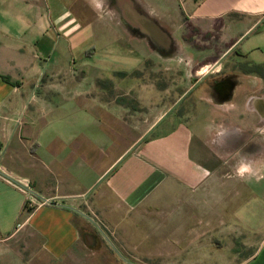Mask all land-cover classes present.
<instances>
[{
  "label": "crops",
  "instance_id": "crops-1",
  "mask_svg": "<svg viewBox=\"0 0 264 264\" xmlns=\"http://www.w3.org/2000/svg\"><path fill=\"white\" fill-rule=\"evenodd\" d=\"M175 2L180 51L209 58L211 71L227 54L232 66L264 65V0ZM126 6L139 13L136 0H0V242L27 232L59 259L88 243L91 229L132 226L158 206L165 237L217 252L223 237L244 235L257 246L237 264H264V98L227 110L200 77L178 96L182 111L123 143L130 107L120 89L132 82L100 90L94 79L103 74L87 80L98 34L133 23ZM78 61L87 72L79 78ZM81 79L90 85L73 91ZM235 132L253 141L231 142ZM242 163L249 171L230 172Z\"/></svg>",
  "mask_w": 264,
  "mask_h": 264
},
{
  "label": "rangeland",
  "instance_id": "rangeland-1",
  "mask_svg": "<svg viewBox=\"0 0 264 264\" xmlns=\"http://www.w3.org/2000/svg\"><path fill=\"white\" fill-rule=\"evenodd\" d=\"M136 1L139 4L140 15L136 23H130L129 26L122 23L115 24L113 30L100 32L98 34L100 42L95 47L96 53L88 59L93 60L94 65L89 69L91 76L89 75L87 81L93 80V75H104L103 78L94 79L100 90L110 89L112 86L110 83L114 80L132 82L131 85H123L120 89L122 94L128 92L121 100L130 107L129 111L123 114L126 122L124 125L126 129H123V143L139 137L143 131L157 122L161 115L168 112L175 113L176 110V113L182 111L185 106L177 107L178 105L175 104L178 96L198 78L216 77L217 67L222 68L225 75L234 72L236 75L239 74L236 78L238 80L236 89L237 81L233 84L231 81L227 82L224 88L227 94L232 93V88L236 91L241 89L238 95L224 98L226 102L235 104L232 110L243 111V101L248 94L255 93L264 98V80L256 73L244 74L241 68L245 63L236 62L233 66L229 65L231 57L227 54L211 71L209 66L203 67L205 63H210L209 58L202 59L196 51L179 50L180 40L176 33L177 25L180 23L178 2L173 4L172 0ZM168 12L172 18H169ZM153 27L169 39L166 44L156 39ZM191 30L194 33L196 31L194 28H191L190 32ZM204 36L208 37L207 34ZM236 58L238 59L239 56L237 55ZM79 63L78 61L75 65L77 69L74 72L77 78L87 73L77 66ZM208 70V74L200 73ZM83 80L70 84L73 85L72 90L81 91L87 88L90 81L87 83ZM75 98L74 103L77 105L81 99ZM227 105L224 103L221 106ZM106 117L104 119H107ZM115 149L118 151L119 146ZM250 155L252 156V153ZM257 155L254 154L253 157ZM245 170L249 171V167L242 163L238 167L231 168L230 172ZM261 172L264 173V170ZM140 212L132 226L126 222V227L117 231L100 226L98 230L91 229L92 234L90 233L88 243L83 237L82 245H78L59 259H53L42 250L39 238L24 232L23 235L30 239L29 244L25 243V236L20 237L18 241L16 236L9 241L0 242V264H225L227 262L237 264L243 261L244 257L252 254L257 246L253 238H246L244 235L229 236L223 237L222 242L216 243L217 252L213 243H211L212 249L209 243H203V251H201L198 249V242L180 243L174 241L172 237L163 235V211L160 207ZM191 221L193 222V219ZM206 228L203 222L201 233H204ZM232 255L237 259H233Z\"/></svg>",
  "mask_w": 264,
  "mask_h": 264
},
{
  "label": "flooded vegetation",
  "instance_id": "flooded-vegetation-1",
  "mask_svg": "<svg viewBox=\"0 0 264 264\" xmlns=\"http://www.w3.org/2000/svg\"><path fill=\"white\" fill-rule=\"evenodd\" d=\"M123 6H125V5H123ZM127 7V11H128V13H130V16H131V19H132V22L133 23H136L135 22V19H134V16L135 15H138V13L132 8V10L130 9V8H128V6H126ZM136 18V17H135ZM137 19V18H136ZM153 31H154V35H155V37H156V39L157 40H160V41H162L163 42V44H166V42L169 40V39H167V38H165V35L161 32V31H159L158 29H156V28H154L153 27ZM242 63H245V62H242ZM249 65H251V64H248V63H245L244 64V66L241 68V70H242V72L244 73V74H248V73H256V72H250L249 71ZM217 72H218V75L216 76V77H213L212 79H211V85H212V87H213V92L214 91H216V93H217V98L218 99H221V97L223 98H225V97H234L235 95H237V91L235 90L236 88H237V86H238V80L236 79V78H238V77H235V72L234 73H230V74H226L225 75V73L224 72H222V68L221 69H218L217 70ZM257 75H259V76H261V79H263L264 80V72L261 74V73H256ZM234 79V80H233ZM231 81V84H233V82L234 81H237V84H236V86H235V89H233L232 88V93L231 94H227L224 90V88H225V86H227V82H230ZM216 89V90H215ZM264 90V89H263ZM247 100L246 101H248V99H249V97H257L256 98V100L258 101V103H259V98H262V97H260V96H258V94H255V93H252V94H248L247 95ZM225 101V100H224ZM247 103V102H246ZM226 104H228L229 106H228V108H227V110H231V109H233L234 107H235V104L233 103V102H226ZM263 106H264V103L262 104ZM259 115H260V117H259V119H260V124L261 125H263L264 126V114H261V113H259ZM258 115V116H259ZM233 134V133H232ZM235 134H237V135H235ZM234 135H235V137H233V138H230V140H231V142H236V143H240L241 141H243V142H252L253 140H252V138H251V141H248V139L250 138L249 137V134H246V133H239L238 134V132H235L234 133ZM247 148L248 149H246L245 150V148H244V150L242 151L243 153H244V155L245 154H249V153H253V149H254V147L253 146H248V144H247Z\"/></svg>",
  "mask_w": 264,
  "mask_h": 264
},
{
  "label": "trees",
  "instance_id": "trees-1",
  "mask_svg": "<svg viewBox=\"0 0 264 264\" xmlns=\"http://www.w3.org/2000/svg\"><path fill=\"white\" fill-rule=\"evenodd\" d=\"M249 71L262 74L264 72V65H262V64H251V65H249ZM26 208H28V203L25 204V209ZM30 209L31 208H29V210Z\"/></svg>",
  "mask_w": 264,
  "mask_h": 264
},
{
  "label": "built area",
  "instance_id": "built-area-1",
  "mask_svg": "<svg viewBox=\"0 0 264 264\" xmlns=\"http://www.w3.org/2000/svg\"><path fill=\"white\" fill-rule=\"evenodd\" d=\"M26 193H32V191L28 188V187H25V189H23Z\"/></svg>",
  "mask_w": 264,
  "mask_h": 264
},
{
  "label": "water",
  "instance_id": "water-1",
  "mask_svg": "<svg viewBox=\"0 0 264 264\" xmlns=\"http://www.w3.org/2000/svg\"><path fill=\"white\" fill-rule=\"evenodd\" d=\"M137 13H138V12H137ZM138 16H140L139 13H138V15H135V16H134L135 22H136V18L138 19ZM135 17H136V18H135ZM130 23H131V22H130ZM86 216H87V215H86ZM91 220H92V219H91ZM96 225H97V224H96Z\"/></svg>",
  "mask_w": 264,
  "mask_h": 264
}]
</instances>
